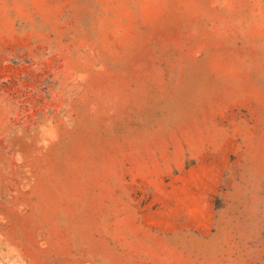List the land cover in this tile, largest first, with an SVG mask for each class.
I'll list each match as a JSON object with an SVG mask.
<instances>
[{
  "label": "rangeland",
  "instance_id": "rangeland-1",
  "mask_svg": "<svg viewBox=\"0 0 264 264\" xmlns=\"http://www.w3.org/2000/svg\"><path fill=\"white\" fill-rule=\"evenodd\" d=\"M0 264H264V0H0Z\"/></svg>",
  "mask_w": 264,
  "mask_h": 264
}]
</instances>
